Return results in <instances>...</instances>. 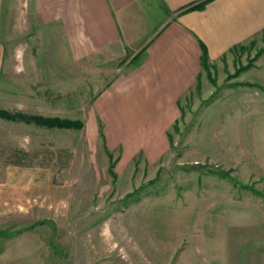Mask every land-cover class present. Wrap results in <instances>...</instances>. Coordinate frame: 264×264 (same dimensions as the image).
Instances as JSON below:
<instances>
[{"label": "rangeland", "instance_id": "rangeland-1", "mask_svg": "<svg viewBox=\"0 0 264 264\" xmlns=\"http://www.w3.org/2000/svg\"><path fill=\"white\" fill-rule=\"evenodd\" d=\"M11 1L0 26V108L82 126L0 117V230L17 232L0 237V264H264V200L241 188L264 191L244 163V84L234 75L242 52L234 71L211 69V82L204 70L182 98L162 157L117 162L113 177L93 100L131 66L125 54L76 61L34 0Z\"/></svg>", "mask_w": 264, "mask_h": 264}, {"label": "crops", "instance_id": "crops-1", "mask_svg": "<svg viewBox=\"0 0 264 264\" xmlns=\"http://www.w3.org/2000/svg\"><path fill=\"white\" fill-rule=\"evenodd\" d=\"M203 1L34 3L42 24L63 31L74 60L119 51L125 54L120 62L131 65L93 100L104 145L112 154L117 152L118 163L144 156L150 164L167 152L169 130L181 113L180 101L200 83L204 72L201 45L213 69L226 64L234 71L236 54L242 52L245 60L236 70L243 67L237 77L244 84V163L249 159L247 179L260 180L264 188V51L257 54L264 48V0H208L201 9L181 12ZM12 2L0 0V26L5 5ZM136 54L140 55L136 63H129ZM4 59L0 39V72ZM244 185V190L264 200L262 189Z\"/></svg>", "mask_w": 264, "mask_h": 264}, {"label": "trees", "instance_id": "trees-1", "mask_svg": "<svg viewBox=\"0 0 264 264\" xmlns=\"http://www.w3.org/2000/svg\"><path fill=\"white\" fill-rule=\"evenodd\" d=\"M208 0H205L201 3L195 4V5H190L186 8H184L181 12H187L190 10H194V9H201L204 7L205 3ZM236 48V47H234ZM240 48H242L240 46ZM264 51V48L260 49L259 52H257V54L261 53ZM139 54H136L130 61L129 63H136V61L139 59ZM200 65L202 67L203 70H205L210 78L211 82H214L213 78L211 77V69H213V66L211 65L210 61H209V57L207 55L206 52V48L201 45V54H200ZM243 67L241 66L236 73H234L235 76H237L241 71H242ZM0 117L6 120H22L24 122H28V123H34L36 125L42 126V127H46V128H80L82 126L81 121L79 120H70V119H63V118H59V117H44V116H40V115H26L24 113H11L5 109H1L0 108ZM177 121V120H176ZM175 121V122H176ZM101 128V127H100ZM101 136L102 135V131H101ZM104 150L108 156L109 159V167H108V172L115 177L116 173L114 171V167L116 165V162L118 160V157H114L113 154L108 151L104 145ZM195 167H199L197 166V164H195ZM194 167V168H195ZM229 172H231V169L228 171H216V174H218V176L220 177H227L229 176ZM158 176L154 179V180H150L147 181L146 183H144L143 185H141L140 187H138L137 189L133 190L132 192H129L128 194H126L125 198L130 196L131 194H134L135 192L142 190L144 187L149 186L150 184H152L153 182L158 180ZM245 185L242 184L241 188H244ZM17 234V232H7L5 230H0V237H7V236H11Z\"/></svg>", "mask_w": 264, "mask_h": 264}]
</instances>
